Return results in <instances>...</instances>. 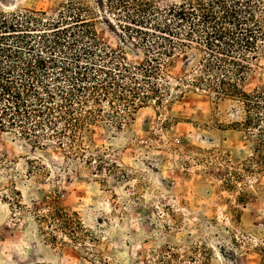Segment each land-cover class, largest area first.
<instances>
[{"label": "rangeland", "instance_id": "374dc122", "mask_svg": "<svg viewBox=\"0 0 264 264\" xmlns=\"http://www.w3.org/2000/svg\"><path fill=\"white\" fill-rule=\"evenodd\" d=\"M87 1L104 39L117 46L121 36L130 37L124 26L134 24L126 10L110 8L111 0ZM150 1L163 7L179 0ZM60 2L0 0L49 14ZM125 49L131 60L142 59ZM254 67L248 89L264 88V53ZM186 69L182 58L171 60L172 88ZM212 99L197 89L175 91L168 107L152 102L125 127L99 123L93 136L103 148L93 153L92 168L82 159L61 168L69 159L51 143L43 155L50 171L40 177L29 176L27 162L36 153L0 130V150L18 161L12 170L0 169V264H92L97 248L125 264H260L264 171L252 161L254 137L230 127L234 115ZM100 159L108 168L98 174ZM10 178L14 192L5 187ZM56 207L69 211L68 225L81 220L97 242L80 243L63 222L37 219Z\"/></svg>", "mask_w": 264, "mask_h": 264}, {"label": "trees", "instance_id": "16d2710c", "mask_svg": "<svg viewBox=\"0 0 264 264\" xmlns=\"http://www.w3.org/2000/svg\"><path fill=\"white\" fill-rule=\"evenodd\" d=\"M113 7L126 10L134 24L124 26L130 37L121 36L117 46L100 34L87 0H61L51 14L0 4V130L36 153L27 162L29 176L50 171L43 155L51 143L69 159L61 168L76 167L77 159L92 168L93 153L103 148L95 142V126L109 121L125 127L139 109L152 102L168 107L175 91L188 89L212 96L216 109L230 110L229 126L254 137L252 161L264 171V88L248 89L264 53V0H179L163 7L111 0ZM126 46L142 59L131 60ZM177 57L187 69L172 88L167 69ZM17 162L0 150V169L12 170ZM106 163L94 170L101 174ZM14 186L13 178L5 185L13 192ZM66 210L56 207L37 219L63 222L76 241L96 243L80 219L68 225ZM94 254L92 264H125L105 259L98 248Z\"/></svg>", "mask_w": 264, "mask_h": 264}]
</instances>
